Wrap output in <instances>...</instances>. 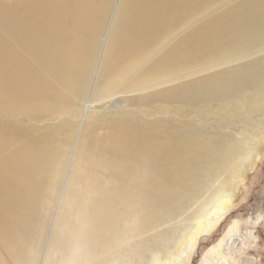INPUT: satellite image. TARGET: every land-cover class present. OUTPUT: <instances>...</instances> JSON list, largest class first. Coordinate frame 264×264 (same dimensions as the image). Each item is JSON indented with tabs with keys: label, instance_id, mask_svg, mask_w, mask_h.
<instances>
[{
	"label": "bare ground",
	"instance_id": "obj_1",
	"mask_svg": "<svg viewBox=\"0 0 264 264\" xmlns=\"http://www.w3.org/2000/svg\"><path fill=\"white\" fill-rule=\"evenodd\" d=\"M155 102L231 118L147 119ZM257 125L264 0H0V264L45 244L47 264H146L240 153L232 130ZM226 210L163 264H187Z\"/></svg>",
	"mask_w": 264,
	"mask_h": 264
},
{
	"label": "rangeland",
	"instance_id": "obj_2",
	"mask_svg": "<svg viewBox=\"0 0 264 264\" xmlns=\"http://www.w3.org/2000/svg\"><path fill=\"white\" fill-rule=\"evenodd\" d=\"M139 108L147 119L165 120L168 116L166 121L173 123H181L183 120L211 124L221 118H231L228 112L216 106L208 109L200 107L195 112L179 102H155L146 106L139 105ZM97 128L99 136L106 130L104 124H99ZM231 133L230 144H237L240 153L222 175L210 183L211 188L205 194L172 219L175 235L171 239V247L165 248L168 251L156 254L155 259L147 252L144 255L146 264H163L168 256L176 258V249L189 241L197 223H201L208 214L226 209L214 229L197 238L196 247L187 264H203L202 253L215 242L217 252L211 264H264V125L236 127ZM237 168H241L239 175H235ZM47 247L45 244L37 264H47ZM166 252L169 254L165 255ZM138 262L136 259L131 261V258L126 260V264Z\"/></svg>",
	"mask_w": 264,
	"mask_h": 264
}]
</instances>
